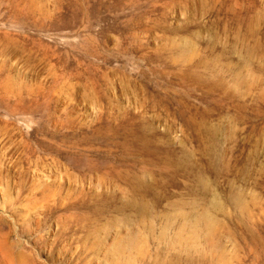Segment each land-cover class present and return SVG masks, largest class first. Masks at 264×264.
Wrapping results in <instances>:
<instances>
[{"label":"rangeland","instance_id":"obj_1","mask_svg":"<svg viewBox=\"0 0 264 264\" xmlns=\"http://www.w3.org/2000/svg\"><path fill=\"white\" fill-rule=\"evenodd\" d=\"M0 264H264V0H0Z\"/></svg>","mask_w":264,"mask_h":264}]
</instances>
